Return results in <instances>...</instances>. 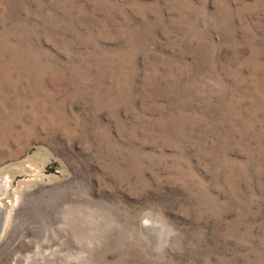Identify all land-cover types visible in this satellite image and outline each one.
<instances>
[{"label":"rangeland","instance_id":"374dc122","mask_svg":"<svg viewBox=\"0 0 264 264\" xmlns=\"http://www.w3.org/2000/svg\"><path fill=\"white\" fill-rule=\"evenodd\" d=\"M0 264H264V0H0Z\"/></svg>","mask_w":264,"mask_h":264},{"label":"water","instance_id":"95a60500","mask_svg":"<svg viewBox=\"0 0 264 264\" xmlns=\"http://www.w3.org/2000/svg\"><path fill=\"white\" fill-rule=\"evenodd\" d=\"M0 228H1V226H0Z\"/></svg>","mask_w":264,"mask_h":264}]
</instances>
